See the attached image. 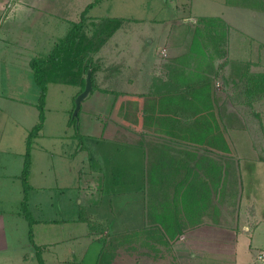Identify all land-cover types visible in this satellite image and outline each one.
I'll list each match as a JSON object with an SVG mask.
<instances>
[{
	"label": "rangeland",
	"instance_id": "1",
	"mask_svg": "<svg viewBox=\"0 0 264 264\" xmlns=\"http://www.w3.org/2000/svg\"><path fill=\"white\" fill-rule=\"evenodd\" d=\"M79 1L73 0V4ZM85 1L94 0H81L82 6ZM58 4L51 13L59 11L64 2ZM236 5L260 7L264 6V0H101L95 4L94 16H117L125 20L94 55L101 66L95 84L105 91L97 89L82 101L77 128L68 122L79 87L48 83L45 120L30 147L29 213L35 221L34 241L48 244L42 254L47 264H55V259H68L70 264H94L100 255L98 241L112 264H238L231 254L232 247L239 239L244 240L245 235L246 249L251 229L264 217V93L250 98L245 92L247 80L242 79L245 69L253 74L264 73V58L260 57L264 44L256 45L254 38L228 33L225 54L215 56L199 71L200 80L190 85L184 81L189 71L195 76L193 71L204 65L202 61L197 68L187 53L196 18L222 15L254 34L253 30L264 21L253 19L250 11L238 13V9H229ZM57 21L60 20L52 21L47 28L56 31L55 41L68 28L67 24L62 29L60 24L53 23ZM52 25L58 27L54 29ZM227 26L230 31V25ZM17 29L23 32L30 27L25 23ZM25 38V42L11 44L13 49L0 53V166H6V170L15 166V148L19 143L26 147L29 131L39 123V108L28 104L38 100L40 94L29 60L48 52L52 45L47 37L41 45L34 44L30 37ZM229 46L232 50L254 49L258 58H234ZM148 53H153L149 59ZM151 72L166 80L162 91L130 100L144 93L139 90L141 80ZM204 81L209 83L210 104L228 151L189 143L161 132L165 128L178 135L182 128L191 127L196 116L180 106H175L174 111L153 114L152 106L147 104L167 93L166 89L175 87L170 93L185 94ZM201 101L204 104V98ZM162 121L168 125L163 127L159 124ZM22 125L26 128L24 139ZM11 136L13 143L9 141ZM10 145L15 147L14 152ZM204 157L209 159L205 161L207 167L210 161L221 166L220 180L212 190V202L199 218V224L190 227L183 222L181 240L174 241L155 220L151 208L165 206L162 202L166 198L172 200V195L187 185L191 192L202 193L204 169L196 163L204 167ZM157 162L159 169H150ZM4 172L5 168H0V211L14 203L3 192L14 194L13 187L17 184L15 177L4 178ZM190 201L187 202L191 204ZM17 208V205L13 207ZM81 213L85 222L78 221ZM10 215L7 211L2 217L6 231L16 228L17 232H9L8 240L16 243V239L23 237L27 242L29 224L24 220L21 230L19 224L15 227L12 223L14 219ZM263 224L257 226L251 240L253 256H247L246 263H241L243 256L239 264H252L256 257L263 259V256L258 258L264 249L258 244L264 243ZM88 227L93 243L87 237ZM180 242L186 244L184 252L195 255L194 252L201 250L204 258L193 263L189 260L193 257L188 256L179 262L180 250L176 245ZM207 247H218L220 251L213 253ZM245 252L249 254L248 248ZM30 260L29 264H38L36 255Z\"/></svg>",
	"mask_w": 264,
	"mask_h": 264
},
{
	"label": "trees",
	"instance_id": "2",
	"mask_svg": "<svg viewBox=\"0 0 264 264\" xmlns=\"http://www.w3.org/2000/svg\"><path fill=\"white\" fill-rule=\"evenodd\" d=\"M100 1L101 0H94L93 2L88 3L79 13L77 20L69 21V26L65 35L55 41L48 52L35 55L29 60V67L33 79L40 89L38 103L36 104L40 110L39 123H37L27 135L24 163L20 176L24 191V196L21 201V209L29 224L28 235L30 240H32V224L34 222L27 208L30 147L33 137L36 135L38 136V132L45 119L44 105L48 83L52 82L78 86L79 91L74 95L73 98H75L76 95L83 90L85 74L88 68H90L92 81L91 94L97 89L105 91L95 84V75L101 66L95 60L94 55L102 49L125 20L124 18L117 16H89V9ZM195 20L197 25L194 28L187 53L192 57L197 68H199V65H202V61H204V65L198 70L193 71L196 74L195 76H193L190 71L185 75L184 81L188 82V84H193L201 79L199 71L210 64L215 56H223L225 54L224 47L228 37V26L220 17H198ZM242 79L247 80L245 92L250 98L258 95L259 92L262 94L264 93V73L253 74L245 69L242 73ZM194 88L185 94L182 92H167L159 95L156 101H148L147 104L150 103L153 107H151L153 114L155 112L166 113L170 110L174 111L175 106L176 108L178 106H180V108H186L188 113L191 112L196 117L194 118L191 127L181 129V133L178 134V137L189 143L205 145L208 148L211 147L221 151H228V143L220 133L218 121L214 116L210 104L211 92L209 83L204 81V83ZM137 98L138 96H133L130 100L135 101ZM202 98H204V104L202 103L203 101H201ZM78 115L77 117H72V114L70 115L68 122L69 125L74 124V126L78 128L76 123ZM159 124L163 127L168 125L165 121H162ZM162 130L166 133H171L168 129L166 130L163 128ZM172 134H174V132ZM79 137L82 142L83 135L80 134ZM205 161H209V159L204 157L203 192L199 194L194 191L191 192V189L188 187L190 185H187V187H184L180 193L175 194V200H178L181 205L179 208L172 211L169 209L170 207H168L170 206V203L166 202L164 203L165 206L162 209V212L155 214V220L163 227L165 234H168L170 238L177 237V235L171 233V231L180 229L182 226L180 220L177 218L179 212H183V215L189 223L195 224V217L198 215V209L204 208L205 213L212 202V190L216 188L217 181L220 180L221 166L215 165L210 161L209 163H206L207 165L210 164V167H207ZM196 166L201 168L202 165L200 162H197ZM150 177H153V174H150ZM189 198H191V204L187 202L189 201ZM84 219L85 218L81 213L78 220L85 221ZM34 247L36 248L35 255L38 264H44L40 247L35 244ZM97 264H112V262L108 260L106 252L103 253V250L100 252Z\"/></svg>",
	"mask_w": 264,
	"mask_h": 264
},
{
	"label": "crops",
	"instance_id": "3",
	"mask_svg": "<svg viewBox=\"0 0 264 264\" xmlns=\"http://www.w3.org/2000/svg\"><path fill=\"white\" fill-rule=\"evenodd\" d=\"M190 1V0H189ZM58 2H64V4H61V9H59V11H57L56 13H51L50 10H55L58 7ZM85 1V4H88L89 2ZM84 5L82 6L81 4V0L77 3V4H73V0H0V53H2V50H7V49H13V46H15L14 44L16 43H20V42H25L26 38L25 37H30L32 39V42H34V44H39L41 45V43L44 42L45 38H49V43H52V45L50 46V48L53 46L55 39L57 38V36H55V34L53 32H56L54 30L51 29H47L48 27L51 26V22L55 21V20H60L57 22H53L56 24H60L62 27V29L65 27V25L67 24V27L69 25V21H74L76 20V18L79 16V13L84 9ZM95 7V5L93 6ZM90 8L88 11V15L92 16V17H97L94 16V12L93 9L94 8ZM238 9L237 11H239L238 13H241V11H250L251 17L253 16V19L255 20H259V19H264V6L261 5L260 7H252V6H248V5H236L233 7H230L229 9ZM228 9V10H229ZM261 13V14H258ZM256 14L258 16V18H256ZM262 15V16H259ZM221 19L224 20V22H226V24L230 25V31L228 30L229 34H233L237 36V33L240 36H245L247 38L251 37L252 39L254 38V43L257 45L258 43H263L264 44V21L261 22L260 26L257 28V30H253L255 32V34L252 31H245L244 29H242L241 27H237L236 25H234L229 19L225 18L224 16L220 15L219 16ZM25 23H27V28L30 27L29 31H20L17 28L19 26H23L25 25ZM62 23V24H61ZM53 28L55 29V25H52ZM66 27V28H67ZM68 29V28H67ZM52 31V32H51ZM55 38H54V37ZM250 39V38H249ZM239 40L240 44L242 43L243 47L245 46V44L243 43V41L241 39H237ZM184 41V40H182ZM230 41V39H229ZM11 44L13 46H11ZM9 45V46H7ZM241 46V45H239ZM35 48H39L37 45L34 46ZM49 48V49H50ZM229 48L231 49V46H229ZM230 49H229V53H230ZM259 49V47H258ZM31 51H34V49H32ZM261 51V55L260 57L264 58V46L262 47ZM232 52V56L234 58H238V59H257L258 56L256 54V52H254V49H252V51L250 49H240L238 47H235L234 50L231 49ZM186 53V52H185ZM150 55L153 56V53H148L147 54V58H150ZM147 59V60H148ZM147 61L145 60L144 63H146ZM147 64V63H146ZM144 64V65H146ZM25 67V66H24ZM23 67V68H24ZM1 70H2V65L0 64V75H1ZM142 84H141V88L139 90H142L144 93H141L140 95H138V99L139 98H144V96H147L149 93H154V92H159V90L162 91L161 88H163L165 86V81L162 80V78L160 76H157L156 73L154 75V72H151L150 76H146V78L144 80H141ZM140 81V82H141ZM191 83V82H189ZM188 84V83H187ZM190 85V84H188ZM187 85V86H188ZM186 86V87H187ZM185 87V89H186ZM175 88V87H174ZM173 89H166V91L170 92ZM177 90V88L175 89ZM148 91V92H147ZM37 99H34L32 102H28V104L32 105V106H36L37 104ZM21 102H24L22 100H19ZM45 120V119H44ZM23 126V125H22ZM25 127H22V130H20L23 134V139H24V133H25ZM170 131V130H169ZM163 133H166L164 131H161ZM173 132H171L172 134ZM169 135H171L170 133H167ZM175 137H178V135H176L175 133L172 134ZM11 136L10 140L8 138V140L13 143L14 137ZM25 141V140H24ZM23 142V140H22ZM19 147H13V146H9V148L12 152H14L13 148H15L17 151L14 152L15 155H17V158L15 160V166L13 167V169L11 170H6L7 167L1 165L0 168H5L4 173H2V176H4V178H8V177H15L17 179V184L14 188L15 193L14 194H10L8 191H4L3 195L7 196L8 198L11 197V200L14 201V203H12L11 205H9L8 209H3L0 211V264H29V260L35 256L36 253V248L34 247V244L38 247H40V252H41V256L42 254H44L45 249L47 248V243H43V244H38L34 241V237H33V230H32V240L29 239L28 237V241L25 242V240L23 241V237H21V239H16V243H13L12 241H9V237H7V234L9 232H14L16 231V228H7L6 231V223L4 218H2L4 215H7V211L8 213H10L13 217L14 220H12V223L15 224L17 227L18 224L22 230L23 225H25V222H23L24 220H26L22 209L21 208V201L23 199L24 196V191H23V185H22V180H21V171L23 168V163H24V154H25V149L26 147H23V144L19 143ZM156 162V161H155ZM158 162L157 164H152L150 166V169H153L154 171H157L158 168ZM203 167V164L201 166V168ZM204 169V167L202 168ZM1 174V173H0ZM204 182V181H202ZM28 184H29V189L27 192V208L28 211L29 209V194L32 189L31 183H30V175L28 174ZM179 185H184L186 186V184H181L179 183ZM169 197V196H168ZM172 200L168 198H166L164 200V202L162 203H166L169 202L170 204H172L170 206V210H176L177 208H179L181 205L179 203L178 200H175V195H172ZM6 200V199H5ZM168 200V201H167ZM174 200V201H173ZM189 200H191V198H189ZM3 201V200H1ZM16 201V203H15ZM80 202V201H79ZM17 205V209H13V207H15ZM174 207V209H173ZM164 208V206L159 205L157 207L153 206L151 208V212L153 213V217H155V214L162 212V209ZM198 215L195 217V224L189 223L186 219V217L183 215V212H179L177 215V218L180 220V224H182L183 226V222H185L188 226L193 227L196 226L197 224H199V218L203 217L204 215V208H202L201 210H198ZM194 218V217H193ZM262 221H261V220ZM260 222L256 223V225H254V227L251 229L252 232H250L251 234H249L248 236L250 237V235H252L249 239L247 248L249 251V254L247 252H245L247 250V248L245 249V244L247 243L245 241V239H247V237H245V235L243 236L244 240L239 239L240 241H237L235 243V246L232 247V251L231 254H234V258L236 260V262H238L239 264V260L244 256V261L241 260V263H246V258L253 256V254H251L250 250L252 247L251 244V240L252 237L255 236L256 232V228L257 226L260 224V227L262 226V224L264 223V217L260 218ZM3 221V222H2ZM27 221V220H26ZM80 221V220H78ZM35 222V221H34ZM85 222V221H83ZM34 224V223H33ZM32 224V226H33ZM27 225H28V221H27ZM264 225V224H263ZM88 226V225H87ZM180 229H176V230H172L171 233H174L177 235L178 239H175L176 236L172 239L175 240H181L180 237L183 235V231L184 226ZM28 230H29V225L27 226ZM186 228V227H185ZM187 229V228H186ZM221 231H224V229H221ZM246 231V230H245ZM249 231V230H248ZM17 232V231H16ZM20 235L22 234L21 232H19ZM88 238L89 240H92V243L94 242V240L92 239V233L91 230L88 227ZM27 235H28V231H27ZM29 236V235H28ZM247 236V235H246ZM15 241V240H13ZM96 241V240H95ZM33 242V243H32ZM259 246H264L263 244L258 243ZM98 249H100L101 252V242L98 241ZM177 246V249L179 248L180 253L178 254L179 257V262H180V258L185 257V259L190 256L193 257V259L189 260L193 263H195V261L198 260H202V258H204V252H202L201 250L198 252H194L195 255L193 253H187L184 252L185 250H187L186 244H183V242L179 243V246ZM210 251L213 250L214 252H219V249H214V248H209L207 247ZM32 249H34V253L31 254ZM28 250H30V252H27ZM262 253L264 254V249L262 251ZM29 254V256H28ZM183 254V255H181ZM181 255V256H180ZM248 256V257H247ZM206 257V256H205ZM42 259L44 261V264H47L46 259L44 258V256H42ZM98 259L95 260V263L97 262ZM259 262H257V261ZM31 261V260H30ZM256 261V262H255ZM255 261L252 262V264H262L264 262V257L263 259H257V257L255 258ZM55 264H70L68 259H55V261H53ZM31 263V262H30ZM197 263V262H196ZM82 264V262H81ZM180 264H182L180 262ZM264 264V263H263Z\"/></svg>",
	"mask_w": 264,
	"mask_h": 264
},
{
	"label": "water",
	"instance_id": "4",
	"mask_svg": "<svg viewBox=\"0 0 264 264\" xmlns=\"http://www.w3.org/2000/svg\"><path fill=\"white\" fill-rule=\"evenodd\" d=\"M91 90H92L91 69L88 68V70H87V72L85 74L84 88L74 98V108H73V111H72V117H77L78 112H79V110L81 108L82 101L87 99L90 96Z\"/></svg>",
	"mask_w": 264,
	"mask_h": 264
},
{
	"label": "built area",
	"instance_id": "5",
	"mask_svg": "<svg viewBox=\"0 0 264 264\" xmlns=\"http://www.w3.org/2000/svg\"><path fill=\"white\" fill-rule=\"evenodd\" d=\"M262 256L264 257V254L263 253H261V254L259 253L258 258H261Z\"/></svg>",
	"mask_w": 264,
	"mask_h": 264
}]
</instances>
